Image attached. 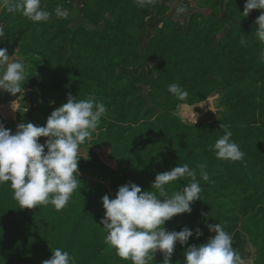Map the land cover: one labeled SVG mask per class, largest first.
<instances>
[{
    "label": "trees",
    "instance_id": "obj_1",
    "mask_svg": "<svg viewBox=\"0 0 264 264\" xmlns=\"http://www.w3.org/2000/svg\"><path fill=\"white\" fill-rule=\"evenodd\" d=\"M174 1L184 0H157L145 7L136 0H84L79 13L92 28L73 26L69 18L56 15L47 22H32L19 12L7 13L0 48H7L9 57L28 32L40 39L28 48L32 58L24 63V86L41 96L29 118L19 112L17 120L47 121L69 94L77 100L95 98L106 107L96 130L109 139L114 166L89 150L85 157L78 156V171L108 182L114 193L128 182L156 192L151 186L157 173L188 164L202 188L194 202L204 210V222L220 223L227 233L240 224L256 250L254 264H264V45L255 37L259 11L250 10L244 17L246 0H225L222 12L219 0H199L209 14L198 20L194 13L184 24L171 14ZM77 4L42 0L46 10L59 7L73 18ZM154 17L159 24L143 37ZM242 38L246 44L240 43ZM172 83L187 90L186 100L168 91ZM219 88L226 110L213 121L204 124L201 116L190 123L176 112L177 106L197 107ZM221 124L245 154L242 160L217 159L209 150L223 135ZM201 164L207 165L210 181L200 178ZM189 182L182 178L165 187L171 195ZM228 194L237 201L234 210L221 202ZM84 200L90 201V208L67 225L60 218L54 221L62 211L53 205L22 208L10 185L0 184V264H41L56 248L68 251L72 264H106L93 199ZM185 219L178 216L174 226L172 217L169 231H180ZM197 221L199 246L216 233L203 230L200 215ZM154 259L156 264L163 261Z\"/></svg>",
    "mask_w": 264,
    "mask_h": 264
},
{
    "label": "clouds",
    "instance_id": "obj_2",
    "mask_svg": "<svg viewBox=\"0 0 264 264\" xmlns=\"http://www.w3.org/2000/svg\"><path fill=\"white\" fill-rule=\"evenodd\" d=\"M136 3L145 7L155 5L157 0H136ZM0 4L8 13L19 12L32 22H47L52 15L42 6V0H0ZM253 9L261 10L255 20V37L264 44V0H246L243 16L247 17ZM174 12L177 16L183 15L187 8L179 4ZM55 15L62 18L66 13L58 7ZM4 36L0 28V42ZM240 43L246 44V40L242 38ZM261 62L264 63V51ZM24 73L25 65L20 61L10 62L8 49L0 48V90L12 95L22 93L27 81ZM168 91L179 101L186 100L189 95L175 83L168 85ZM105 112V105L95 98L77 100L69 94L67 102L51 112L44 126L19 123L12 133L0 123V184L10 185L20 207L31 209L51 204L60 211L68 204L79 187L75 175L79 174V146L97 129ZM220 127L223 135L209 145V150L217 159L242 160L245 154L231 139L232 132L226 125ZM41 137L47 138L44 143L39 142ZM199 169L200 178L210 181L207 165L201 164ZM182 178H190V182L169 195L165 186ZM151 189L158 195L128 182L118 187L115 198L110 199L107 194L101 197L105 212L100 223L107 233L104 242L115 249L118 257L131 260L132 264H148L157 251L163 254L162 264H171L175 245H185L194 232L187 226L180 231H168L164 224L177 214L191 213L190 205L201 198L202 188L196 171L183 164L157 173ZM207 227L216 233L215 236L199 246L187 247L184 264H244L232 247L231 235L222 225L207 224ZM195 235H202L198 227ZM41 264H72V257L68 251L56 248L51 258Z\"/></svg>",
    "mask_w": 264,
    "mask_h": 264
},
{
    "label": "rangeland",
    "instance_id": "obj_3",
    "mask_svg": "<svg viewBox=\"0 0 264 264\" xmlns=\"http://www.w3.org/2000/svg\"><path fill=\"white\" fill-rule=\"evenodd\" d=\"M84 0H77V6L72 10L76 17H70L69 11H64L66 13V18L70 19V22L73 26L84 25L87 28H92L91 25L86 24L82 19L79 13L80 4ZM183 4L187 8V12L183 15L178 16L179 22H183L187 24L188 21L192 18L194 13L198 14V20L202 18V16L209 14V9H204L199 5V0H184L180 3L170 4L171 14L174 13V8L176 5ZM225 5V0H219V10L222 12ZM52 15H55V10L49 9ZM259 14L261 10H258ZM7 11L0 4V28L4 30L3 20L7 17ZM51 15V16H52ZM176 15V14H175ZM177 16V15H176ZM159 24V19L150 18L148 21L147 28L144 30L142 36H147L153 28L157 27ZM5 38V36H4ZM40 43V39L37 35L32 32H28L26 36L18 43L14 54L9 57L11 61H20L23 64L26 63L30 58H32V53L29 52L28 48L32 46H36ZM262 44V43H261ZM264 45V44H262ZM222 89L212 92L210 95L206 96L203 101L199 102L197 107L191 105H183L177 106L176 112L181 114L185 120L190 123H195L198 118L202 116V123H208L216 119L219 113L224 112L226 107L222 102ZM41 96V92L31 88L29 85L23 86V92L12 95L7 91L0 90V123H3L5 128L10 129L12 133H15L17 125L21 122L17 120V114L20 112L25 116V119H28L33 110L36 108L39 102V98ZM196 115V121H195ZM35 126H44L46 121H31ZM47 138L41 137L39 138L40 143H44ZM109 139L107 136L100 130H95L89 138H86L84 144L79 146L78 156H86L89 150H92L96 153L104 162L108 165L114 166V161L109 158V145L107 142ZM47 151V149H45ZM76 173V178L79 187L75 190L68 202V204L61 210V215H57L54 217V221H58L59 218L63 221L64 224L71 223L77 215H79L80 211L83 209H89L90 201H86L83 199H93L92 206L94 208L95 220L98 225L100 236L105 240V236L107 235L106 231L103 229V225L100 223L101 218L104 216L105 209L102 206L101 197L105 194L109 196L110 199L115 198V193L110 189L108 182H100L96 179H89L85 175H83L80 171ZM85 176V177H84ZM86 178V179H82ZM84 180V181H83ZM161 200L163 197L160 198ZM224 208H229L234 210L236 206V199L230 197L228 194L226 197L221 199ZM83 203V205H82ZM191 213H182L178 216L185 217V221L183 222V227L187 226L188 228L194 227L195 229L199 227V222L197 221V216L200 215L203 220L202 225L204 227L203 230L208 232L207 224L204 222V210H201L200 204L195 202L191 203ZM226 210V209H225ZM178 216L173 217L172 224L177 226L179 223L177 222ZM166 230L169 231V225L167 221L164 224ZM232 237V247L239 254L240 258L244 262V264H254V260L256 257V250L254 246L251 245L247 235L243 232L241 225L237 224L233 226L232 231L229 233ZM195 237V238H194ZM200 237L195 235V232L192 237L189 238L188 242L181 246L177 243L174 247V251L171 255V264H184L185 259V250L187 247L191 245H197L199 243ZM194 238V239H193ZM193 240H195L193 242ZM104 260L106 264H132L131 260L121 259L116 255V251L114 248H110L104 242V250H103ZM154 258H163V254L157 251L154 255ZM148 264H156L155 259L149 260ZM162 264V263H161Z\"/></svg>",
    "mask_w": 264,
    "mask_h": 264
}]
</instances>
